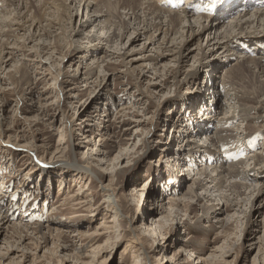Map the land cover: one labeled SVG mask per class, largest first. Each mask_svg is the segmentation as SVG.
Returning <instances> with one entry per match:
<instances>
[{
	"label": "rangeland",
	"instance_id": "374dc122",
	"mask_svg": "<svg viewBox=\"0 0 264 264\" xmlns=\"http://www.w3.org/2000/svg\"><path fill=\"white\" fill-rule=\"evenodd\" d=\"M47 1L42 7L44 15L39 18L41 24L45 26L46 18L59 20L68 34L86 21L88 3L103 6L106 0ZM166 1L155 2L161 6ZM181 1L180 7L199 2L213 8L217 0ZM219 2L232 4V0ZM80 3L82 9L76 10ZM69 4L71 10L67 9ZM15 7L9 8L11 15H7V9L0 17L11 19L18 11ZM103 10L107 8L103 6ZM213 18L209 16L212 22ZM101 22L97 28L88 26L89 32L81 38L66 37L62 29L45 31L47 34L41 31L39 35L27 22L25 28H20L24 31L16 30L2 41L10 44L0 53V211H9L12 223L0 234V250L7 252L2 247L10 248L5 243L8 240L16 248L2 264H264V192L254 190L264 188V160L257 164L252 158L259 151L264 157V110L254 98L258 87L249 83L253 74L244 72L234 79L239 88L234 101L224 94L237 92L224 81L239 51L227 50L231 54L223 52L225 48L213 47L204 33L190 42L192 52L184 63L168 54L158 65L151 60L155 48L139 50L146 42L143 37L135 43L134 52L129 49L131 52L122 56L114 53L112 43H89L87 35L110 31L106 28L102 33L100 28L108 24V17H101ZM18 25L20 22H15L12 27ZM131 31L117 43L128 47ZM253 31L264 34V20L250 27L248 33ZM156 33L163 41L164 33ZM76 44L83 48L77 49ZM91 44L102 46L100 52H88ZM247 47L256 51L249 44ZM251 55L256 58L259 53ZM225 57V67L217 71L216 67H207L208 63L226 61ZM17 68L20 70L15 72ZM198 68L199 76L189 78ZM208 77L217 78L223 92L219 97H213L210 89L202 97ZM194 96L209 108L210 132L197 139L205 145L210 144L211 138L207 139L220 127L221 118L232 115L230 107L237 103L253 108L248 112L250 119L239 118L240 111L235 113L237 121L228 127L242 135L216 152L224 158L229 151L231 162L244 161L237 169L245 174L227 182L243 185L237 188L242 195L236 206H227L235 194L224 186L222 191L230 195V201L220 199L216 191L211 192L212 200L203 197L205 191L200 187L193 188L201 200L187 195L199 177L198 171L206 166L217 176L218 171L212 169L217 164L220 170L221 163L208 166L197 160L199 166L189 167L188 174L180 171L184 162L165 151L167 144L175 152L186 149L187 122L190 116L199 114L189 109ZM216 105L220 108L212 112ZM36 107H43L44 112L38 113ZM248 135L249 143L238 141ZM121 151L124 155L117 160ZM177 175L185 179V184L180 179L176 183ZM176 196L181 197L178 203L173 200ZM163 203L169 213H164ZM18 216L23 217L28 230L13 229L11 225L20 220ZM39 224H43L41 232Z\"/></svg>",
	"mask_w": 264,
	"mask_h": 264
},
{
	"label": "bare ground",
	"instance_id": "6f19581e",
	"mask_svg": "<svg viewBox=\"0 0 264 264\" xmlns=\"http://www.w3.org/2000/svg\"><path fill=\"white\" fill-rule=\"evenodd\" d=\"M44 1H46V2H44ZM53 1H55V0H53ZM67 1L68 0H66V2ZM155 1L154 0L153 1L152 0H106L103 3V6H105V8H107V10L105 12H103L104 10H103V6H100L101 4H99V3L92 4L93 3L92 2V3H88L86 5L87 2L84 1L85 3H83V4H84V6L86 5L85 8L87 10L86 21L80 22L79 29H77L76 31H75V29H71L67 34L66 33L67 29L65 28L64 25L62 26V24L58 23V22H60L59 20L57 22L54 19H47L46 18V23L44 24L45 26H43V24H41V21L39 20V18H42L44 15V13H42V7L47 4V2H48L47 0H0V13L4 12V10L8 9V11L6 12L7 15H11L13 12L12 10L14 9V8L12 9L13 6L14 7L16 6L15 10L16 9L18 10V11H16V14H15L16 16L14 15L13 17H11V19H10V17L7 18L6 16H5V18H7V19H3L2 17H0V41L2 42L5 39V37H8V39H9V36H11L12 32L15 33L16 30H19L20 28H25V23H27V22H29L28 27L29 28H31V27L35 28V31L38 32L39 35H40L41 31H44V34H47V33H45V31L56 32L57 30L62 29V30H64L63 33L67 34L66 37H68V35H69V37H73V38L74 37L75 38L80 37L81 38V35H83V33L85 31L89 32V30L87 28L88 26L93 25V27L97 28V26H99V24L102 23L101 17L103 18L104 16H106V17H108V21H109L108 24L109 25L106 24L105 27H100V28H101L102 33L104 32V30L106 28L110 29V31L107 30L103 34L104 36L100 34L101 37H100V35L97 36L96 34H93L91 36L87 35L85 37V39L86 38L89 39L88 40L89 43L94 42L95 40H100V42H99L100 44L102 43V40L104 42H106V44H107V42L112 43L110 45V47L114 45V48H115L114 53H118L120 56H122V55H126L128 52L130 53L131 50L129 51V49H132V51L134 52L135 43L137 41L139 42V39L141 40V37H143V39H145L146 42L141 45L139 50H142L143 52H145L149 48H150V50H154L153 48H155L157 50V52H156V54H154V57H152L151 60H153L154 64L159 65L161 63L160 61L163 60L165 58V55H168V54L169 55H176L175 61L180 63V64L184 63L189 58V55L192 52V51H190L191 49H189L190 42L201 38V36L204 33H207V35L209 36V39L207 42H208V44H211L213 47L218 46L219 48H225V50L223 52H225L227 50H232L234 52L239 51L238 57L236 58L237 61H236L235 66H231L228 70L226 69L228 79L224 81V82H226L225 85L227 84L228 86H231V89L233 91L234 90L236 91L238 86H236L237 84H235L233 82L234 79L238 78V76L240 74L242 75V73H244V72H248L250 74H253V77H252L253 81H249V83L252 82L254 88L258 87V95L255 96L254 98L256 100H259V102L261 103L260 104L261 109L264 110V46L261 47V44L264 43V36H263L264 34H262V33L257 34L255 31H253L254 33H251V32L248 33L250 27H252L256 23H259V22L264 20V0H232L231 5H229L230 3H228V5L227 4H219L220 0H217L218 3H217V5L214 6L213 9H211L210 6L209 7L202 6L201 3H199V2L198 3L197 2L196 3H190L184 7H182V6L180 7V4L182 2L181 0H168V2L166 1V3L162 4L163 6L157 5L158 3H156ZM75 2L77 3V0H75ZM78 3H79V1H78ZM72 5H74V4H72ZM78 5L79 6L76 10H81L83 5L81 3ZM20 6L22 7V9H20ZM60 6H61V3H60ZM10 7L12 10L9 9ZM251 8H256V9L252 10ZM67 9L71 10L70 4H69V6H67ZM121 9H123V11H121ZM240 9L245 10V13L244 14L241 13ZM235 11H236V13H237V11L239 13L238 18H235L236 13L232 14ZM28 12H30V18L29 19H27V16L29 15ZM31 13H33L32 17H31ZM56 13H59V12L57 11ZM47 14L51 15V12H49ZM54 14H55V12H54ZM54 14L52 13L51 16H53ZM209 16L214 17L213 22L211 20H209ZM1 18H2V20H1ZM15 22H17V23L20 22V25H18V27H16L14 29L12 27V25H14ZM21 22H23V23H21ZM34 22H35V24H34ZM96 22H98V23H96ZM100 28H98V30ZM131 29H132L131 35L128 36V40L126 42V43L129 42V45H128V47L125 48V46L123 47L122 42L120 44H118L117 40L119 41L121 38H123L125 36V33L129 32ZM20 30H23V29H20ZM158 31H161L164 33V35L162 36L163 41H161V42H160L161 38L157 39V35H155V33ZM178 34L180 36L176 37ZM32 36L34 37L35 35L32 33ZM172 36H174V38H172ZM40 38H41V36H40ZM179 39H180V41H179ZM4 41H6V40H4ZM165 41H167L166 44H165ZM170 42H171V44L172 43L173 44L169 45ZM5 43H3V42L0 43V53H2L4 51L5 45L10 44V42L9 43L7 42V44H5ZM248 44H249V46L254 47L256 49V51L255 50L251 51L250 48L247 47ZM12 45H14V44H12ZM124 45H126V44H124ZM92 46H93V44L90 45L89 50H88V48H86L87 45L84 48H86V51L88 50V52H91V50H92V52H98V53L100 52L99 50L102 48V46H98V45H94V47H92ZM130 46H132V48H129ZM163 46H165V47H163ZM76 47H77V49L83 48L82 46H79L77 44H76ZM122 48L124 49V51H122V53H120V50H122ZM197 49L201 50L200 44H198ZM204 50H205V48L202 49V52H204ZM163 51H169V52L168 53L167 52L162 53ZM251 52L254 54L259 53L258 57L253 58L251 55ZM226 53H231V52L227 51ZM10 54H12V52ZM85 55H87V54H85ZM228 57L224 58V59H226V61H224V60L219 61L218 60L219 64H216L213 62L211 64L208 63L207 67H211V68L216 67V71H217V69H219L220 67L221 68L225 67L224 65L226 62H228L227 61ZM19 70L20 69L17 68V69H15V72H17ZM91 73H93V72H90V74ZM250 74H248V75L250 76ZM189 75H190L189 78H191L192 80L194 78H196L197 76H199V68L195 69ZM216 79L217 78L210 79L208 77V79H207L208 82L206 83V88L204 89V92L202 93V97H205V94H206L205 92L209 89H210L213 97H216V96L219 97L220 95H222L223 92L221 91V89L219 87V83L216 82ZM237 80L239 81V79H237ZM240 83H239L240 86L242 84H244V82L242 84H240ZM102 84H103V82H102ZM154 84H156V83L154 82ZM245 85H246V83L244 84V86ZM248 85H246V87H248ZM158 89H160V88H158ZM245 89L247 90V88H244V90ZM249 90H251V89H249ZM238 91L239 90H237V92H234L233 95H231L228 91H226V93H224V94H225L226 98H230L229 100L234 101V98H238ZM160 92H162V89L160 90ZM247 93L249 94L250 92H247ZM197 94L198 93H195V95H197ZM256 94H257V92H256ZM243 96H239V97L242 98ZM198 99L199 98L196 96L192 97V100L189 104V109L192 108L191 112L196 113V111H197L199 114L198 115L195 114L194 116H190V122H187L188 127L186 128L185 131L189 132V135H187L185 138L186 149L184 148L183 150H179V151L175 152L173 150V148H171L166 143L167 146L165 148V151H167L170 154V157L174 156V158L177 159V161H179L180 163H181V161H183L184 162L183 165L182 166L179 165V166H181V167H179L180 171H182V172L184 170L186 172L189 171L188 174H190V170H191L189 167L199 166V164L197 165V160L200 162H203L204 164L208 163L207 164L208 166H210V164L212 165V163H214V162H217L219 164L221 163L220 164V170H218L217 164L212 169L214 172L218 171L217 176L212 175L211 172L208 171V168H206V166H205L204 170L198 171V173H196V174L199 175V177L197 179L196 178L194 179L193 185H191L189 187L187 195H189V197H192L193 199L197 198L196 201L201 200L202 197L198 193H196L195 192L196 189L194 190V188H193V187H195V188L200 187V189H203L205 191V195L203 197H207V198L210 197L208 199L212 200V197H211V194L213 193L212 191H216V192H218L220 199H226V200L230 201V195L223 193V191H222L223 190L222 187L224 186V187H227V189L229 191H231V194H233V193L235 194V198H233L232 203L228 204V205L226 204V205L227 206H229V205L236 206V205H238V198L242 195V192L237 188H239L240 186L243 187V185L240 183L231 184L230 182L229 183H227V182H228L229 178H235V177H241L242 176L241 173H243V172H241L240 170L237 169V165L243 163L244 161L240 160L237 162H231L232 159L228 155L229 151H227L224 154V156H225L224 158L219 157V155H217L216 152H218L219 150L223 151V149L227 146L228 141L237 140L242 135V134H239L238 132H235L233 128L228 127L231 123L234 124L235 121H237L236 120L237 117L235 116V113L237 111H240L241 113L239 115V118H243V120L244 119H250L251 117H250L249 113L253 108H246V107H243V105L241 106L240 104H237V103L235 105H233L232 107H230L232 115L226 116V117L224 116L223 119L221 118L220 127L218 126L219 128L217 129V131H215V134L212 137H211V135H209V137L207 135V137H208L207 140H210V138H211L210 144L205 145L204 143H201L200 140H201V134L202 133L208 134L210 132V129H211V122L208 119V117H210V116H208L209 115L208 114L209 108L207 105L205 106V104L202 103V100H198ZM214 101H216V99ZM195 106H196V108H195ZM216 107H217L216 110H215V108H213L212 112L218 111L217 109L219 106L216 105ZM36 108L38 110V113L44 112L43 107H36ZM109 109L110 108H108L107 111H109ZM254 109H257V108L254 107ZM197 117H199L201 119L199 120V118L197 119ZM205 118L208 119V121L205 120ZM199 137H200V140H197V139H199ZM250 140H251V137L248 135L246 137H242V139L238 140V141L243 144L245 141L249 143ZM252 143L253 142H251V144ZM22 146L26 147L25 145H22ZM21 148H23V147H21ZM23 149L26 150V148H23ZM25 154L26 153H23L22 156L27 155V154L26 155ZM220 154H221V152H220ZM260 154H261V151L256 152V154L254 156L252 155L253 156L252 158L255 159L256 162H258L257 164H259L260 162L262 164L263 160H264L263 159L264 157L261 156ZM122 155H124V153L121 151V154L116 159L117 160L121 159ZM239 155L240 154H237V156H239ZM104 160L105 159H103V161ZM205 161H208V162H205ZM222 162H226V163L223 164ZM113 166H115V165H113ZM193 170L195 171L196 169L193 168ZM257 172H259V170ZM243 174H245V173H243ZM178 176L179 175H177V177ZM179 179L181 181L180 182L181 184H185L186 181L182 177L176 178V183L179 182ZM209 179H210V183L208 185L207 183H208ZM205 180H207V182L204 184ZM214 181H216V182L214 183ZM210 184H212V185H210ZM62 185H61V187H62ZM246 188H247V186H246ZM254 190L255 191L257 190V193H263L264 192V188L262 186H260L259 188H255ZM0 194H3V193H0ZM179 197L178 196L173 197V200L175 203H178L177 201L179 200ZM78 199H80L82 201V198H78ZM74 200H76V199H74ZM161 201H163V200H161ZM162 205H163L164 213L167 212V210H166L167 208H166L165 204L163 203ZM1 206H2V204H0V207ZM203 210L209 216L210 212L208 210H206V208H204ZM8 212L9 211H6V210L0 211V234H1L4 226H6L9 223H12V221H11L12 218H10V215L8 214ZM167 213H169V212H167ZM164 217L168 218L169 214L165 215ZM18 218H19V216H18ZM22 218L23 217H20L19 218L20 220H18V222H13V224L11 225L13 227V229H25L26 228L27 224L23 223ZM198 220L201 221V219H198ZM155 223H156V221H154V224ZM42 225L43 224H39V226H38V228H39L38 231H40V232L43 228ZM20 240H22V239H20ZM5 243L7 246H10V248L2 247V248H6L7 252H5V253L2 252L3 249L0 250V264H2V262H4L3 260L8 255V253H10L11 251H14L16 249V248H14L15 247L14 245H9V243H12V241L8 240V241H5ZM213 256L215 257L216 255L213 254ZM22 257H24V254L22 255Z\"/></svg>",
	"mask_w": 264,
	"mask_h": 264
}]
</instances>
